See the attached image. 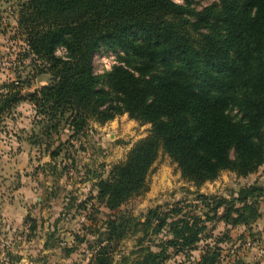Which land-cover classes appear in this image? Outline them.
<instances>
[{
	"label": "trees",
	"instance_id": "obj_1",
	"mask_svg": "<svg viewBox=\"0 0 264 264\" xmlns=\"http://www.w3.org/2000/svg\"><path fill=\"white\" fill-rule=\"evenodd\" d=\"M184 1L21 4L18 29L41 63L37 74L50 81L28 93L21 80L0 85V122L21 103L32 104L39 131L33 129L26 141L48 143L52 159L62 149L51 151V142L66 129L79 136L92 123L125 114L151 125L148 137L97 184V199L111 211L149 191L148 177L161 154L196 187L225 171L247 178L264 166V0H219L201 10ZM102 49L123 55L121 64L97 75L93 58ZM263 198L264 188L255 185L232 200L200 197L209 208L206 220L183 215L181 208L174 217L150 210L145 222L138 221L143 238L151 229L170 237L158 252L143 248L134 264H165L170 249L197 250L211 222L224 223L227 233L203 251L199 264H221L220 244L233 240L231 228L252 227L262 216ZM132 227L131 219L110 221L109 246L92 264H113L111 242L127 238Z\"/></svg>",
	"mask_w": 264,
	"mask_h": 264
},
{
	"label": "rangeland",
	"instance_id": "obj_2",
	"mask_svg": "<svg viewBox=\"0 0 264 264\" xmlns=\"http://www.w3.org/2000/svg\"><path fill=\"white\" fill-rule=\"evenodd\" d=\"M24 1L0 0V85L21 80L24 93H28L47 85L50 76L37 74L41 63L30 56L18 29V13ZM218 1L192 3L201 10ZM58 55L64 56L65 50ZM119 57L116 65L121 64ZM93 65L97 75L107 72L101 61L94 60ZM27 81L32 88L27 87ZM22 104L0 122V148L7 155L0 162V264H92L99 249L109 246V222L114 219L119 223L123 218L133 220V227L127 238L111 242L110 257L113 264H134L145 254L143 248L158 252L170 237L166 232L155 235L151 229L149 237L143 238L138 221L145 222L150 210L174 217V210L181 208L183 215L206 220L209 208L200 197L232 200L244 188H264V166L247 178L225 171L216 181L196 187L182 178L169 156L161 154L148 177L149 191L111 211L97 199V184L109 177L135 144L148 137L151 125L125 114L104 125L92 123L79 136L73 137L66 129L51 142V151L62 149L60 156L52 159L46 151L48 143L35 147L26 141L39 127L35 126L34 109ZM23 124L27 128L23 129ZM21 142L28 144L29 157L19 156ZM261 213L263 217L250 229L229 228L233 240L220 244L221 264H256L261 260L264 198ZM208 226L211 231L202 236L197 250L170 249L165 264H199L203 251L224 238L228 229L220 222Z\"/></svg>",
	"mask_w": 264,
	"mask_h": 264
},
{
	"label": "built area",
	"instance_id": "obj_3",
	"mask_svg": "<svg viewBox=\"0 0 264 264\" xmlns=\"http://www.w3.org/2000/svg\"><path fill=\"white\" fill-rule=\"evenodd\" d=\"M119 54H123V52H113V51H109V52H103V51H99L97 53H95L93 61H101L103 64V68L104 70L108 71L111 70L116 64H118V56Z\"/></svg>",
	"mask_w": 264,
	"mask_h": 264
},
{
	"label": "crops",
	"instance_id": "obj_4",
	"mask_svg": "<svg viewBox=\"0 0 264 264\" xmlns=\"http://www.w3.org/2000/svg\"><path fill=\"white\" fill-rule=\"evenodd\" d=\"M30 106L31 108H33L34 109V106L32 105V104H30L29 102H25V103H23L22 104V106ZM32 109V110H33ZM32 112V111H31ZM26 122V121H25ZM20 125H21V123H19ZM25 128H27L26 127V125L24 126V124H23V129H25ZM12 143L13 144H16L14 141H12ZM18 146L19 147H21L22 148V151L20 152V154H19V156H22V158L24 157V156H27V157H29L30 156V154H28L29 153V151H30V149H28V144L25 142V143H22L21 142V144L20 143H18ZM3 149H1L0 148V156H1V160H0V162H2L3 161V157H7V155H6V151H2ZM47 162H48V160H47ZM25 192V191H24ZM26 194H29V193H26ZM263 216H261L260 218H259V220L262 218ZM263 220H264V218H263ZM253 226V225H252ZM245 228V229H250V228H252V227H249V228H246L245 226H239V227H237V228ZM261 258V260L260 261H257L256 262V264H264V255H261L260 256Z\"/></svg>",
	"mask_w": 264,
	"mask_h": 264
}]
</instances>
